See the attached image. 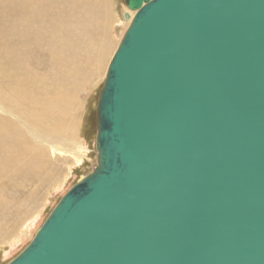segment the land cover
Instances as JSON below:
<instances>
[{"label": "water", "instance_id": "water-1", "mask_svg": "<svg viewBox=\"0 0 264 264\" xmlns=\"http://www.w3.org/2000/svg\"><path fill=\"white\" fill-rule=\"evenodd\" d=\"M124 4L96 165L8 264H264V0Z\"/></svg>", "mask_w": 264, "mask_h": 264}, {"label": "bare ground", "instance_id": "bare-ground-1", "mask_svg": "<svg viewBox=\"0 0 264 264\" xmlns=\"http://www.w3.org/2000/svg\"><path fill=\"white\" fill-rule=\"evenodd\" d=\"M6 1L9 4L0 0V112L3 113L0 115V191L7 182L8 186L15 187L29 180L42 185L53 180L55 171L51 173L47 168L50 162L46 150L32 145V141L45 140L52 146L60 140H74V117L78 109L75 99L81 86L92 81L90 72L94 73L92 69L99 67L109 45L106 40L103 47L96 49L102 39L91 38L92 41L87 43L81 40L82 36L76 38L75 33H40L44 27L38 25L37 20L47 16L49 0ZM79 3L77 7L81 5ZM130 12L124 13L129 14V23L134 13ZM57 24L61 25L60 22ZM90 28L92 31L93 25ZM98 35L104 37L106 33ZM81 48L92 51L83 61L76 57ZM35 50L46 53L58 65L46 80L28 68ZM70 95L73 98H69ZM70 110L74 112L71 117ZM52 147L58 152V148ZM61 158L68 161L63 156ZM56 173L59 176L57 170ZM7 174L11 177L5 179ZM35 176L40 178L32 179ZM3 205L4 202L0 201V208Z\"/></svg>", "mask_w": 264, "mask_h": 264}, {"label": "rangeland", "instance_id": "rangeland-1", "mask_svg": "<svg viewBox=\"0 0 264 264\" xmlns=\"http://www.w3.org/2000/svg\"><path fill=\"white\" fill-rule=\"evenodd\" d=\"M64 1H48V9L50 11H47L46 17H41L37 20L38 25L44 27V29H40V33H75L76 38L82 36L81 40L87 43L90 40L92 41V39H102V43L100 42V46L96 49L103 47L105 45L103 43L106 40L109 41V45L99 67L95 66L92 69L94 73L90 72V81H92L81 86L75 99L78 109L74 117L76 122L73 131L74 140L71 142L60 140L52 145L58 148V152L51 145H48L45 140L32 141V145H39L38 147L46 150L50 162L47 164V168L52 171L51 173L55 171L53 180L46 181L43 185L42 183H35L29 180L28 183L24 182L21 185H17L18 188L17 186H8L7 182L0 191V201L4 202V205L0 208V264H8L21 253L31 242L35 232L40 228L61 197L77 182L80 176H86L91 173L96 165L97 100L106 77L109 61L130 24L129 20L124 21L122 19V14L129 10L126 8L124 0ZM77 2H81L84 7L81 5L77 7ZM5 4H9V2L5 0ZM57 21L61 25L57 24ZM91 24L93 25L92 31L90 30ZM60 27L63 29H56ZM100 33H106V36H101L103 34L98 35ZM71 43L70 41L69 44ZM85 48H81L82 51L80 50V53L76 55L81 61L90 57L92 52L90 50L86 52ZM36 52L40 54L37 55ZM45 54L35 50L33 52V60L28 67L33 74L43 80H46L50 72L58 66L55 65L53 59L50 60ZM81 65L83 66V63ZM68 81L72 82L73 79H68ZM69 98H73V95H70ZM72 113H74L73 110H70V117ZM0 115L3 116V113L0 112ZM33 136L35 135L33 134ZM60 155L68 161L63 160ZM56 170L60 173L59 176L56 175ZM7 177L10 178V174L4 176L5 179ZM37 177L39 176H35L32 179L37 180Z\"/></svg>", "mask_w": 264, "mask_h": 264}]
</instances>
